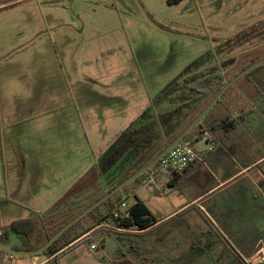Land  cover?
<instances>
[{"label": "rangeland", "instance_id": "374dc122", "mask_svg": "<svg viewBox=\"0 0 264 264\" xmlns=\"http://www.w3.org/2000/svg\"><path fill=\"white\" fill-rule=\"evenodd\" d=\"M0 25L7 29L0 35V44L5 47L3 52L0 48V102L29 106L19 111L0 109V153L14 149L72 151L82 156L78 161L93 162V157L98 160L101 155L103 143L99 140L109 136L114 113L99 112L101 122L106 120L108 125L100 137L94 131L97 113L84 95L93 99L97 94L100 101L106 95L126 93L127 98L120 103L118 100L115 114L123 115V124L130 119L129 125L149 107L156 116L175 107L176 93L170 100L154 99L192 64V73L214 69L219 76L224 72L228 77L264 59V0H19L0 11ZM32 32L36 34L32 36ZM26 42H31L32 48L17 53L14 48ZM51 58L56 62L54 70H58L48 77L50 69H46L45 60ZM38 70L40 76L34 79V86L29 85L33 71ZM251 75L252 79L261 76L264 86V66ZM63 133H69L71 142H56L61 141L56 136ZM46 136L56 141L47 143ZM55 162L47 177V185L59 190L53 191L54 203L65 194L61 192L66 178L65 166L60 160ZM150 174L143 184L158 183ZM20 183L27 205L9 214L41 215L42 211L31 209L42 206L30 198L36 183L28 176ZM12 185L6 188L9 192ZM134 185L138 184L130 187ZM4 187L7 184L2 179L0 189ZM6 194L18 198L17 192ZM126 199L132 201L133 196ZM7 223L0 216V226ZM99 229V233L97 229L90 231L69 246L81 245L76 264H116L123 259L143 264L139 233L116 232L118 241L110 236V230ZM157 232L153 231L150 239L156 238ZM42 234L38 231L33 243L41 244ZM93 243L97 247L91 248L96 250L90 248ZM168 258L167 264H190L186 254L179 262ZM202 259L199 255L196 264L203 263ZM68 262L64 258L62 264Z\"/></svg>", "mask_w": 264, "mask_h": 264}, {"label": "crops", "instance_id": "0c3cea01", "mask_svg": "<svg viewBox=\"0 0 264 264\" xmlns=\"http://www.w3.org/2000/svg\"><path fill=\"white\" fill-rule=\"evenodd\" d=\"M18 1L0 0V11L15 6ZM5 30H7L5 26L0 25V35L4 34ZM15 34L20 33L16 30ZM35 34L31 33L32 36ZM0 46L3 52L4 43ZM31 46V42H26L14 49L18 53L28 50ZM58 58V54L55 53V59ZM53 61L55 62L53 58L48 62L45 60L46 69H50L48 77L52 76L53 71L58 70H54L57 66L56 62L53 65ZM60 66L63 69L62 64ZM38 72L40 70L33 71L29 85L34 86V79L40 76ZM239 72L228 77L224 72L220 76L216 73L218 78L214 86L207 89L204 101H210L215 96L213 93L217 86L220 83H226ZM260 77L259 75L256 79H252V75L241 77L223 95L222 101L216 105L205 122V128L211 131L212 136L197 139L199 133L196 131L191 137L199 158L185 172L176 174L152 172L150 178H155L158 183H146L128 188V198L132 195L134 202V195L139 196L157 219L154 225L145 230L124 232L139 233L143 264H150L149 262L167 264L170 261L168 257H171L174 262H179L185 254L188 255L187 263L190 262V264H196L199 255L204 257L203 263L200 261L201 264H244L239 257L250 264H264V86L259 80ZM84 82L90 85L88 81ZM95 83L97 84V80ZM84 97L97 113L98 123L94 131L100 137L105 134L108 125L106 120L101 122L102 117L100 119L99 112L113 111L114 113L109 124V136L106 135L99 140L103 143L100 148L102 153L130 121L126 119L123 124V115L115 114L118 100L120 103L127 98V95L115 93L106 95L100 101H97L100 98L97 94L93 99V96L88 94ZM0 109L19 111L29 109V106L26 108L14 101L0 102ZM118 122H120L119 126H116ZM68 134L56 136L61 141H56L50 136H46L45 141L69 143L72 137ZM110 135H113L111 139ZM211 146L213 149H210ZM81 157L78 156V152L73 154L72 151L55 153L43 151L42 153L14 149L0 153L2 158L0 184L2 179L7 184L3 190L0 189V206L2 207L0 216L8 220V223L1 225L0 228L7 227L13 220L33 218L47 229L49 218L46 212L56 201V199L53 200V191H59L58 188L47 185L50 182V178L47 177L53 171L52 165L56 163L55 160H60L65 166L63 174L66 178L61 193L66 194L97 161L94 157L93 162L78 161ZM72 160H75V163L71 165ZM28 165H30L29 168ZM27 176L36 183L31 190L30 198L42 204L37 206L38 209H31L36 213L42 211L41 215L32 217L24 216L23 213L9 214L27 205L23 200V189L20 183L22 178L25 179ZM11 183H13L12 192H17L16 199H11L6 194L12 193L6 189ZM152 184H155V187ZM106 187L105 184L101 185L100 191ZM143 187L146 188L144 193L141 191ZM10 206H13L11 210ZM180 216H182L181 219H177ZM96 229L99 233L100 229ZM153 231H158L156 238L154 237L155 241L150 239ZM102 240L104 243L106 238L103 237ZM91 246L92 244L90 248ZM80 248L81 245L65 247L59 251L58 264H62L64 258L69 259L68 264H76L79 260ZM51 258L44 255H32L12 262L7 253L0 252V264H44Z\"/></svg>", "mask_w": 264, "mask_h": 264}, {"label": "trees", "instance_id": "16d2710c", "mask_svg": "<svg viewBox=\"0 0 264 264\" xmlns=\"http://www.w3.org/2000/svg\"><path fill=\"white\" fill-rule=\"evenodd\" d=\"M168 1L170 3H178L180 0ZM193 65H190L182 75L168 86L167 90L157 95L154 99L155 102L170 100V96L176 93L178 101L175 107L157 116L153 114L152 107H149L141 116L133 120L127 128L119 132L101 153L95 165L46 212L49 218L47 229H44L33 218L13 220L7 227L0 228L2 231L0 243H6L12 235H16L23 240L21 249L29 250L40 247L72 218L152 161L209 102L204 101V98L207 94V89H210L218 78L215 73L216 70L210 69L207 72L192 73ZM262 66L264 65L252 69L246 76H251ZM224 85L225 83H220L213 94L216 95ZM223 97L184 139L191 138L196 131L201 134L205 130H209L205 128L206 119L216 105L222 101ZM159 162L149 171L140 174L133 182L125 186L102 205L92 210L85 218L68 229L44 253L36 256L52 257L44 264H58L57 253L96 229L103 222L110 221L114 210L123 199L128 198L127 190L130 185L135 183L142 185L150 172L159 165ZM103 184L107 185V187L100 191V187ZM85 222L87 225H84ZM156 222V216L137 195H134V202L128 210V215L115 219L116 226L129 230H145ZM38 231H42L44 237L43 242L39 245L33 243ZM108 233L119 241L120 238L116 236L118 234L115 231H108ZM0 252L10 255V253L1 249ZM17 258L23 259L25 256H17ZM239 258L244 264H247L241 257ZM116 264L135 263L130 259H123L116 261Z\"/></svg>", "mask_w": 264, "mask_h": 264}, {"label": "water", "instance_id": "95a60500", "mask_svg": "<svg viewBox=\"0 0 264 264\" xmlns=\"http://www.w3.org/2000/svg\"><path fill=\"white\" fill-rule=\"evenodd\" d=\"M264 64V59L256 61L239 73H237L233 78L225 83V85L219 90V92L209 101V103L194 117L192 121H190L185 128H183L180 133L168 143L158 155L150 161L147 165L139 169L137 172L133 173L131 176L120 182L113 189L107 192L102 198L91 204L84 211L79 213L77 216L72 218L67 224H65L62 228H60L57 232H55L44 244L36 249H21L20 247L23 244V240L18 238L16 235H12L8 242L0 243V249L4 250L8 253L17 255V256H32L39 255L44 253L50 246L58 240L68 229L74 226L76 223L85 218L92 210L96 209L104 202H106L109 198L115 195L117 192L121 191L125 186L129 185L133 182L140 174L149 171L152 167H154L167 153L177 144H179L192 130L198 125L203 117L214 107V105L223 97V95L228 91L230 87H232L241 77L246 76L252 69L261 66Z\"/></svg>", "mask_w": 264, "mask_h": 264}, {"label": "built area", "instance_id": "2783aa9c", "mask_svg": "<svg viewBox=\"0 0 264 264\" xmlns=\"http://www.w3.org/2000/svg\"><path fill=\"white\" fill-rule=\"evenodd\" d=\"M211 131L205 130L198 135V138H207L211 137ZM210 149H213L211 146ZM199 158V155L194 146V140L192 138L183 139L179 144L174 146L166 156H164L159 165L152 171L153 173H166V174H176L182 173L188 169L192 164H194ZM133 201L123 199V201L118 205L114 210L113 215L111 216L110 221L103 222L97 228H104L106 230L115 231V232H126L130 231L124 227H119L115 225V219L123 218L128 215V210L130 209ZM2 231L0 230V239ZM92 248H96V244L93 243ZM12 262L17 261V255H9Z\"/></svg>", "mask_w": 264, "mask_h": 264}]
</instances>
